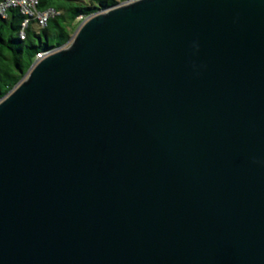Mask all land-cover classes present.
Instances as JSON below:
<instances>
[{"label": "water", "instance_id": "obj_1", "mask_svg": "<svg viewBox=\"0 0 264 264\" xmlns=\"http://www.w3.org/2000/svg\"><path fill=\"white\" fill-rule=\"evenodd\" d=\"M42 53L0 99V264H264V0H129Z\"/></svg>", "mask_w": 264, "mask_h": 264}, {"label": "trees", "instance_id": "obj_2", "mask_svg": "<svg viewBox=\"0 0 264 264\" xmlns=\"http://www.w3.org/2000/svg\"><path fill=\"white\" fill-rule=\"evenodd\" d=\"M129 0H39L38 10L57 14L40 27L30 19L21 38L26 17L11 9L0 16V99L5 97L26 75L38 54L64 46L81 22L92 14Z\"/></svg>", "mask_w": 264, "mask_h": 264}, {"label": "built area", "instance_id": "obj_3", "mask_svg": "<svg viewBox=\"0 0 264 264\" xmlns=\"http://www.w3.org/2000/svg\"><path fill=\"white\" fill-rule=\"evenodd\" d=\"M39 0H0V16L6 17L7 12L11 9H18L26 17L22 24L21 38H24V30L28 26L30 19H36L40 27H45L49 18L54 17L57 13L52 9L45 11L38 10ZM45 53L39 54L42 58Z\"/></svg>", "mask_w": 264, "mask_h": 264}]
</instances>
